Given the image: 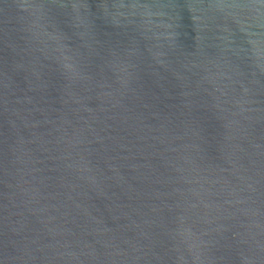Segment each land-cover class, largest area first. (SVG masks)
Wrapping results in <instances>:
<instances>
[{
    "label": "water",
    "instance_id": "obj_1",
    "mask_svg": "<svg viewBox=\"0 0 264 264\" xmlns=\"http://www.w3.org/2000/svg\"><path fill=\"white\" fill-rule=\"evenodd\" d=\"M0 264H264V0H0Z\"/></svg>",
    "mask_w": 264,
    "mask_h": 264
}]
</instances>
